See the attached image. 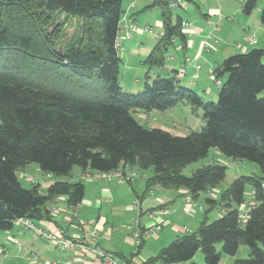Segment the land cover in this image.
Segmentation results:
<instances>
[{"label":"trees","instance_id":"16d2710c","mask_svg":"<svg viewBox=\"0 0 264 264\" xmlns=\"http://www.w3.org/2000/svg\"><path fill=\"white\" fill-rule=\"evenodd\" d=\"M123 1L0 0V231H11L19 219L50 221V206L58 198H66L69 207L84 200L80 182L57 180L46 192L40 184L26 188L18 173L30 164L53 178H68L75 166L95 172L123 165L153 169L147 190L184 189L198 198L220 185L226 167L204 166L189 177L184 168L216 149L257 164L262 176L238 177L221 195V217L209 223L206 210L195 232L179 236L142 264H195L199 250L205 264H220L219 243L229 256L248 246L249 258L233 264H264V49L230 56L215 68L217 79L226 77L217 103L182 87L175 71L146 83L140 93L124 92L116 47ZM171 1L149 6L160 7L162 22V35L144 61L149 69L164 66L177 39L187 45L182 18L173 21ZM258 3L246 0L243 14L251 15ZM179 103L190 105L194 114L203 111L201 131L182 137L150 130L132 115L167 111ZM248 186L255 206L242 222L239 206ZM206 202L210 209L217 204L213 198Z\"/></svg>","mask_w":264,"mask_h":264},{"label":"crops","instance_id":"0c3cea01","mask_svg":"<svg viewBox=\"0 0 264 264\" xmlns=\"http://www.w3.org/2000/svg\"><path fill=\"white\" fill-rule=\"evenodd\" d=\"M154 1H123V14L120 21V31L122 32H119L117 37V43L122 51H125V46H145V43L133 42V34H141L144 31L151 32L150 28L147 27L145 30L139 28L135 18L141 11L148 9ZM245 1L241 0L237 4L235 0H185V5L182 7L183 11H189L192 4L197 12H193L191 15L185 13L186 17L178 15L183 22L188 24L183 30L187 37L186 48H182L186 52L185 62L180 63V71L172 69L173 72H178L180 81L181 79H187L185 82L190 88H200L205 94H211L213 93L212 87L206 80L214 82L210 78V74L214 72L219 64L230 56L246 53L253 49H264V26L259 23L260 14L264 10V0L263 6L258 3V7L251 14L253 16L243 14L241 8ZM246 16L247 18H244ZM124 23H134L137 28V31L132 33L129 39L124 38ZM248 36L256 39L254 45L246 42ZM159 37L157 36L153 45L150 46H155ZM204 45L207 47L205 48ZM239 45H241V48H239ZM173 46H178L176 41ZM188 47L195 49L191 53L192 57H187ZM169 58L173 62L176 61L175 57L171 56ZM187 61L190 63L189 65ZM165 65L166 62L163 67L158 68H165ZM197 66L200 67L199 70ZM148 72L150 73V71ZM147 79L144 84L147 83ZM260 96L264 97V92ZM119 170L124 173L138 172L139 177L129 184H122L115 179H87L84 174H94L95 171L82 170L81 175L87 181L82 204L74 210V208L68 206L66 198H58L55 202L59 204L61 202V205L58 207L55 205L56 211L50 210L51 220L38 222V225L67 239L77 241L79 237L80 241L87 245L91 244L99 249L110 251L115 259L117 257L121 260L120 263L116 259L120 264H142L151 258L143 250L152 237L155 243H161L159 248H163L167 241H163V236H160V234L165 233V228L176 232L179 237L188 233L185 229L190 231L189 227L181 225V222L186 219L195 221L197 213L204 215L206 207L202 204L200 197L192 198V204H187L185 202V196L188 195L186 190H171L161 187L147 190V180L153 174L146 175L145 172L125 165L121 166ZM214 190L215 192L208 190L206 193L209 195L221 192L218 188ZM212 197L214 200L217 199L216 195ZM135 200L140 201V209L133 206ZM200 206L204 207L203 211L200 210ZM150 212L154 213L155 221L162 223V229L158 234L151 237H142L143 247L138 248L140 243L133 238L132 231L129 229V233L125 232L124 235L120 230H123L124 225L129 224L131 220L134 222L136 219L139 220L141 229L150 225L153 223V220L148 217ZM89 220L98 222L99 234L95 241L88 235L80 237L82 232L77 229L80 222ZM93 228L94 226L86 225L84 231L90 232ZM108 236L109 239H107ZM168 237H171V235ZM38 240L39 238L23 231L16 224L11 231L4 233L3 238L0 236V264H27V260L29 261L32 254H36L41 263L44 261H58L62 264H86L80 260L81 255L76 250L59 251L52 242L53 245ZM132 245L137 247V250L134 251L137 255L131 258L132 253L128 258L125 253ZM84 258L87 264H98L93 255L89 254Z\"/></svg>","mask_w":264,"mask_h":264},{"label":"rangeland","instance_id":"374dc122","mask_svg":"<svg viewBox=\"0 0 264 264\" xmlns=\"http://www.w3.org/2000/svg\"><path fill=\"white\" fill-rule=\"evenodd\" d=\"M235 2L238 4L239 2H241V0H235ZM259 5L263 6V0H259ZM124 8H125V5H124ZM193 12H197V10L192 4L190 5L189 11H183L182 7L176 8L173 10V21L174 22L176 21L175 18L178 15L181 17H186L184 15L185 13H188V15H191V13ZM136 17L137 18L135 19H137V26L143 30H145V28L148 27V29L150 28L151 32L144 31L141 34L134 33L133 42L135 41V42H138L139 44L145 43V46H129V47L125 46V51L118 49V53L122 59L121 64H120V74H119L120 87L122 88L124 92L133 93V94L140 93L144 90V86H145L144 83H145L146 74L148 71H150L149 78L147 79V83L149 84L152 83L159 76L162 78L170 77L173 74V70H172L173 68L176 71H180L179 65L181 62H185V56H186L185 54L186 52L182 49L183 46H181L182 45L181 41L177 39L176 45L178 46H173V45L170 46V48L168 49V52L166 53L165 68L159 69L158 67H153L149 69L148 66L144 65V61L146 60V57L149 55L152 48L154 47L150 45H153L157 36L162 35L161 9L158 6L149 7L148 9L141 11L140 14L137 15ZM244 18H247V16ZM259 23L262 24L261 14L259 18ZM187 50H188L187 57H192L191 53L194 52L193 50L195 49L188 47ZM171 56L176 58L175 62L170 60L169 57ZM187 64L189 65L190 63L187 61ZM225 79L226 77L220 80L224 82ZM186 80L187 79H181L180 84L182 87L193 90L195 93H197L202 98L204 102H213V103L218 102V94H219V90L221 86H218L214 82L206 80L207 83L212 87L213 93L205 94L204 92H202L200 88H195V89L190 88L185 82ZM191 108L192 107L188 105L187 103H179L175 107L167 111L153 110L150 112H145L143 110H136V111H132V115L142 126H144L147 129H150V130L151 129H162L174 135L184 137V136L189 135L191 132L201 131V129L205 125V122L202 119L203 111L199 109L197 113L194 114ZM214 164L223 165L226 167V177L217 187L219 191H221L220 193L217 192L215 194L208 195L206 192H202L200 195L202 204L205 205L206 210H210L208 213L209 223L223 215V212L225 211V209L223 208V205L221 204V201H220L221 195L238 177L240 176L261 177L262 176V172L257 164L250 162V161H238L232 158H227L216 149H211L205 158L199 159L198 161L186 166L184 168L183 174L189 177L199 168H202L204 166L214 165ZM23 173H26L28 177L36 178L38 180L37 183H40V189L44 192H46L48 187L57 180L58 181H68L72 183L80 182L85 187L87 186V181L81 175L82 169L78 166L74 167L71 175L68 178H47L46 174L40 171L37 164H34V163L30 164L24 171H21L18 173V178L20 182L26 188H30L32 187V183L26 177H23L22 175ZM145 173L146 175H152L153 169ZM210 190L211 191L213 190L215 192L214 189H210ZM213 195H216L217 199L215 200L217 201V204L212 209H210L211 205L207 204L206 199L208 198L212 199ZM54 203L56 207L61 205V202L59 204L58 202L54 201ZM245 203L246 204L251 203L253 204V207L255 206L252 189L249 186L246 188ZM53 204L51 206H53ZM203 218H204V215H202V213L201 214L197 213V219L195 221H188L186 219L185 221L181 222V225H187L190 229V231L187 234H191L196 231L200 223L203 221ZM90 221H95V220H89L88 222ZM95 222H96V226H98V222L97 221ZM132 224H133V220H131L129 224L124 225L126 229L123 228V230H120V231H122L124 235H125V232L129 233L128 227ZM4 233L5 232L0 231V236L2 238L4 237ZM170 235L171 237H168ZM178 235L179 234H177L176 232L170 231V229L165 228V233L160 234V236H163L162 240L167 241L164 247H166L169 243L177 239ZM38 241L44 242L41 238H39ZM48 243L52 244L51 242H48ZM160 245L161 243H155L152 237L148 245L144 247L143 251H146V253L149 254V256L154 257L161 251V249L164 248V247L159 248ZM136 250H137V247H134V245H132V247H130L129 250H127L126 252L127 254L125 253L126 257L129 258L130 255L134 253V251ZM216 250L217 252L221 253L220 264H233L236 259H248L249 258V248L245 244H242L240 246L236 256H229V255L224 254L222 252L221 243L216 245ZM56 254L58 255V253ZM33 255L34 254H32L31 257ZM116 259L121 263V260L119 258L116 257ZM140 262L142 261L140 260ZM192 262L195 264H205L204 255L200 250L197 252ZM27 264H30L28 260H27ZM182 264H189V263H182Z\"/></svg>","mask_w":264,"mask_h":264},{"label":"built area","instance_id":"2783aa9c","mask_svg":"<svg viewBox=\"0 0 264 264\" xmlns=\"http://www.w3.org/2000/svg\"><path fill=\"white\" fill-rule=\"evenodd\" d=\"M184 5H185V0H172L170 2V7L172 9L183 7ZM123 20H125V18H123ZM187 25H188L187 22L182 23L183 30H184V27H186ZM123 28L125 29L124 38H127V39L131 38L132 33L137 31L136 25L134 23H131V24L124 23ZM119 32L121 33L122 31L119 30ZM246 42H248L251 45H254L256 43V39L254 37L248 36L246 37ZM116 47L117 49H121L118 43ZM204 47L206 48L207 46L204 45ZM239 48H241V45H239ZM197 69L199 70L200 67L197 66ZM210 78L215 82L216 85L218 86L222 85V81L220 79H217L214 73L210 74ZM22 175L23 177H26L32 184H36L38 182L36 178L28 177L26 173H23ZM84 175H85V178L87 179H101V178L115 179L119 183H122V184H129L138 177L137 172L132 171L130 173H124L121 170H113L110 172H94V174L85 173ZM46 177L53 178L51 174H46ZM37 184H40V183H37ZM185 202L187 204H192V197L190 195L185 196ZM79 206L80 205H78L77 207H72V208L76 210ZM133 206L136 209H140V201L135 200L133 202ZM252 208H253V204L251 203H247V204L244 203L239 206V218L242 222H245L246 220H248ZM50 210L56 211L55 204H53V206L50 207ZM200 210L203 211L204 207L200 206ZM148 217L151 220H153V223L145 226L143 229L139 227L138 219H136L133 222V224L129 226V229L132 231L133 238L138 243L141 242L142 237H147V238L151 237L155 234H158L162 229V223L155 221L156 218L153 212L148 213ZM16 224L19 225L23 231H27L31 235L37 238H41L43 241L52 242L59 251L76 250L81 255L80 260L83 263L87 264L84 256L90 254L96 258L98 264H120L114 258L113 254L110 251L99 249L91 244L87 245L83 243L82 241H80L79 237L77 238V241L67 239L62 235H57V234H54L48 231L47 229H44L43 227H41L40 225H38L37 223H35L34 221L30 219H19L17 220ZM86 225L94 226L93 230H91L90 232L88 231L85 232L84 228ZM77 229L79 232H82L80 237L82 235L83 236L85 235V237L88 235L92 238L93 241L96 240L99 234V228L98 226H96L95 221L80 222V225H78ZM185 231L189 232L188 229H185ZM107 239H109V236L107 237ZM29 262L30 264H62L61 262H58V261H44L43 263H41L40 258L36 254H34L29 259Z\"/></svg>","mask_w":264,"mask_h":264}]
</instances>
